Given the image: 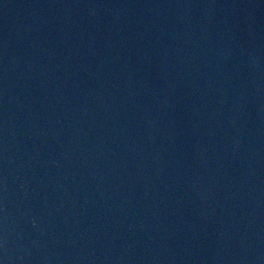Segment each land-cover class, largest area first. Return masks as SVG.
Returning <instances> with one entry per match:
<instances>
[{"label": "water", "instance_id": "95a60500", "mask_svg": "<svg viewBox=\"0 0 264 264\" xmlns=\"http://www.w3.org/2000/svg\"><path fill=\"white\" fill-rule=\"evenodd\" d=\"M0 264H264V0H0Z\"/></svg>", "mask_w": 264, "mask_h": 264}]
</instances>
